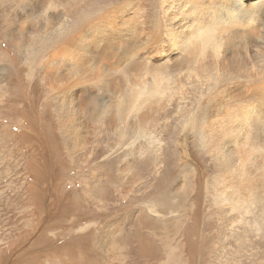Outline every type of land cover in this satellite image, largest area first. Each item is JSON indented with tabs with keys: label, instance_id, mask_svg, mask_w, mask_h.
<instances>
[{
	"label": "bare ground",
	"instance_id": "bare-ground-1",
	"mask_svg": "<svg viewBox=\"0 0 264 264\" xmlns=\"http://www.w3.org/2000/svg\"><path fill=\"white\" fill-rule=\"evenodd\" d=\"M0 29V119L7 117L0 154L20 151L14 141L27 131L26 105L38 102L21 80L17 54L7 49L5 58L10 44L39 68L38 85L49 94L40 112L54 118L76 166L86 164L93 129L114 130L116 118L131 126L122 179L133 180V164L139 186L150 173L139 199L149 182L158 186L151 199L163 195L160 210L174 215L175 248L197 249L201 264L215 246L223 253L210 262L231 264L235 244L242 249L251 232L264 233V0H0ZM9 175L0 183L10 186ZM103 179L97 173L88 186L102 190ZM156 205L148 203L158 214Z\"/></svg>",
	"mask_w": 264,
	"mask_h": 264
},
{
	"label": "rangeland",
	"instance_id": "rangeland-1",
	"mask_svg": "<svg viewBox=\"0 0 264 264\" xmlns=\"http://www.w3.org/2000/svg\"><path fill=\"white\" fill-rule=\"evenodd\" d=\"M110 1L101 0L102 3ZM153 16L154 12L152 19ZM11 47L9 44L4 49L5 58L8 57L7 49L13 56L17 54L14 58L20 59H17V67L22 68L21 80L32 102L33 98L38 102L32 107L29 102L26 105L29 120L26 129L30 132L20 130L16 135L14 145L21 146L20 151L16 152L10 142L6 152L12 148L13 153L0 154V176L10 170L11 177L10 186L0 183V264H199L193 260L198 254L197 249L183 251L180 247L175 248L172 241L173 225L176 224L174 215L160 210L157 200L163 195L154 198L155 201L151 199L158 186L149 182L147 190L152 193L146 191L145 202L139 199L142 196L138 194L139 188L151 180L150 173L146 171L145 176H141L143 184L139 186V180H136L139 171L136 166L132 167L133 164L128 174L135 181L126 184L122 179L120 166L128 157L129 144L135 141L131 126L123 129L116 118L114 130L93 129L94 138L87 141L83 150L86 160L83 163L86 164L76 166L64 153L66 149L61 138L55 134L58 132L56 121L50 115L46 120L45 114L40 112L45 104L43 100L49 94L38 85L39 68H32ZM30 75L33 78L29 81ZM101 110L103 115L107 112L105 107ZM93 111L94 106L90 103L86 110L88 118ZM46 121L53 133L46 134L48 129L42 128ZM6 123V116L0 119V126ZM124 130L127 131L125 136L129 133L128 138L121 136ZM8 162L13 165L7 167ZM97 173L103 175V191L88 186L89 179ZM206 180L209 181L208 199L211 202L214 201L213 181L208 176ZM201 198L204 201L200 203L204 206L205 198ZM151 201L157 204L158 214L149 210ZM139 207L146 216L145 225L139 223ZM143 232L145 237L140 239L139 233ZM149 233L155 235V239H147ZM215 238L211 237V241H216ZM247 238L250 240L247 247L240 250L235 244L229 251L234 258V263H230L264 264V233L253 231ZM144 239L146 242L142 243ZM214 247L203 253L209 257V262L201 264H216L210 259L214 260L215 255L220 256L223 252ZM190 255L192 257L188 259Z\"/></svg>",
	"mask_w": 264,
	"mask_h": 264
}]
</instances>
